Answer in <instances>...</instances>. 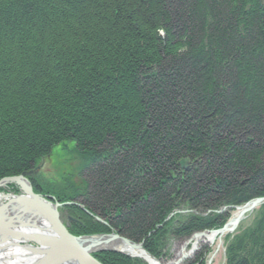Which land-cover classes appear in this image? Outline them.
I'll return each mask as SVG.
<instances>
[{"label": "trees", "instance_id": "1", "mask_svg": "<svg viewBox=\"0 0 264 264\" xmlns=\"http://www.w3.org/2000/svg\"><path fill=\"white\" fill-rule=\"evenodd\" d=\"M59 142L90 178L33 190L107 217L65 205L72 234L159 257L168 236L222 226L215 209L264 196V0H0V179ZM177 206L210 213L167 218ZM225 252L264 264V203Z\"/></svg>", "mask_w": 264, "mask_h": 264}, {"label": "water", "instance_id": "2", "mask_svg": "<svg viewBox=\"0 0 264 264\" xmlns=\"http://www.w3.org/2000/svg\"><path fill=\"white\" fill-rule=\"evenodd\" d=\"M178 164L181 169L186 171L191 168L188 164L187 158L180 159ZM37 169L38 167H36L35 169L23 171L19 175L3 177L0 179V187H3L1 186V182L5 181L6 183H14L22 191V193L18 195L6 194V200L3 203H0V240L1 236L5 238V235L9 231L22 233L23 237H25L26 241H28L27 243L33 244L36 247H42L43 238L54 239L57 243V246L52 249H43L42 251L44 252H41L40 256L32 264H103L93 256V251L110 250L126 254L114 248L91 249V247L87 244L88 242L90 243L91 240H96L93 237L94 235L78 236L71 234L68 230V227L69 221L73 220V218L66 214L64 217L63 213L59 211V208L65 203L52 201V196H44L35 193L32 189L31 183L26 178L28 174L34 173ZM23 179L27 180L29 182V185H25L24 182H22ZM263 202L264 196H260L247 201L243 205L236 206L238 212L233 218L229 219L219 228H215L213 230H205L215 231L216 233H218V235L232 231L247 213L251 212L254 208H256ZM28 215H34L45 219V221L50 226L51 233L49 232L47 236H44L43 234L38 232L40 237H34L32 234L26 233L27 231L25 228V223H20L19 220ZM21 225H23V227ZM203 232L204 230L195 232L189 239H191L195 235L202 234ZM103 234L104 233L98 235ZM113 235L117 236L116 234ZM121 238H123L127 243L134 246H139L144 251H146L143 247V241L137 243L126 237ZM184 245H187V243L185 242ZM146 252L153 259H155V256L150 254L148 251ZM189 252L183 250V253L173 262V264H180L190 255ZM126 255L134 257L129 254Z\"/></svg>", "mask_w": 264, "mask_h": 264}, {"label": "bare ground", "instance_id": "3", "mask_svg": "<svg viewBox=\"0 0 264 264\" xmlns=\"http://www.w3.org/2000/svg\"><path fill=\"white\" fill-rule=\"evenodd\" d=\"M67 143H70V141H67ZM57 146H59V147L63 146L65 149V145L63 144V142H59L57 144ZM66 149L72 151L73 148H71L69 146ZM53 151H54V147L51 149L49 154H47L43 157L49 158L50 155L53 154L52 153ZM22 182H24L25 185H29V182L27 180L23 179ZM6 184L7 183L5 181L1 182V186H3V187ZM258 197H260V196H258ZM5 198H6V194H3L0 191V203H3L5 201ZM226 207L230 208V206H226ZM187 210H189V212L196 214L198 216H206L207 213H210V212L202 211V209L198 206L195 208L190 206ZM236 211L238 212V209H236ZM214 213H224V211L223 210L217 211L215 209ZM105 218L107 219L106 216H105ZM167 218H169V217H167ZM201 218H203V217H201ZM228 218H229V216H228ZM104 219L100 218L98 221L107 223L106 222L107 220L106 219L104 220ZM19 222L25 223V228L27 231L26 233H30L34 237H40L38 232L43 234L44 236L45 235L47 236L49 234V232L51 233L49 224L45 221V219H43L41 217L34 216V215H30V216L28 215V216L21 218L19 220ZM78 222H80V221H78ZM70 224H69V226H70ZM21 226L23 227V225H21ZM206 229H209V228H206ZM210 230H213V228H211ZM29 231H31V232H29ZM198 231H201V230H196V232H198ZM162 232L163 231H161V233ZM21 234L22 233H15V232L9 231L5 235V238H3L1 236V240H0V264H32L40 256L41 252H44V251H42L43 249H49V248L52 249V248L57 246V243L55 242L54 239H44L43 238L42 239V242H43L42 247H36L33 244L27 243L28 241H26L25 237H23V234L22 235ZM99 234H102V233H99ZM105 234H109V235H105ZM113 234H116L118 237L114 236ZM225 234H227V232H225L221 235H218V233H216L215 231L204 230V232L202 234L195 235L191 239H187V241H186L187 245L182 246V251L179 252L175 258H173L172 260H167L166 262H163L161 259L156 260L155 257H154L155 259H153L150 255L147 254L146 251H144L139 246H134V245L127 243L123 238H121L124 236L120 235L116 231L105 232L103 235H98V233L91 234V235H94L93 237L96 240H91L90 243L88 242L87 245L90 246L91 249L114 248V249L122 251L126 254L132 255L134 257L144 259L147 264H173V262L183 253V250L188 251V252L190 250V252H189L190 255L188 256L189 258L187 257L185 260L193 261L195 259V257L198 254H200V253H197V254H195V253L197 251L196 249L201 244L207 243L208 245H212L217 241L218 238L219 239L224 238L225 236H223V235H225ZM172 237L187 238V237L178 236V235H173ZM167 239L163 240L164 241V244L162 247L163 254H161V256H160V257H162V259L163 258L165 259V257H166L164 249H165V246L167 244ZM217 251H218V246L215 249V251H213L211 253V255H210L211 259H213V257H215V254L217 253ZM98 252H102V251H93V254L98 253ZM115 252H117V251H115ZM206 255H207V253L204 252L203 258H205ZM189 261L185 262V264L188 263ZM181 263H183V261Z\"/></svg>", "mask_w": 264, "mask_h": 264}, {"label": "rangeland", "instance_id": "4", "mask_svg": "<svg viewBox=\"0 0 264 264\" xmlns=\"http://www.w3.org/2000/svg\"><path fill=\"white\" fill-rule=\"evenodd\" d=\"M53 154L50 155L49 158H41L38 163L35 165L40 167V169L37 170V172L32 175V178L28 177L29 181L31 184L35 182L36 184L42 185V187H49L52 184L58 186L60 183H63L62 181L64 180V177H68V179L75 180L76 182H81L86 180L87 176L90 178V174H87V171L85 173H79L82 167V160L79 157V155L76 152H72L68 149H64L63 146H56L54 148V151L52 152ZM188 164L190 167H192V163L188 161ZM1 192L4 194L9 193L10 191L16 195L21 194L22 192L18 188L17 185L12 184L11 186L8 185L7 187L1 188ZM50 194V193H48ZM53 195V194H51ZM54 196V195H53ZM55 197V196H54ZM6 200V199H5ZM3 202V201H2ZM76 202H78L76 200ZM81 204V203H80ZM84 206L83 204H81ZM258 206L254 208L251 212L247 213L237 224V226L230 232H227V234L223 235L225 236L224 238H218L217 241L212 244L208 245L207 243L201 244L195 251L197 253H207L206 257L204 259V264H225V248L227 246L228 240L232 239V235H236L243 229L244 227L251 225L253 223V220L255 219L256 216V210ZM188 208H184L181 206H177L172 213L169 214L168 217L171 215L176 216V219L179 221H182L189 212L187 210ZM219 210L229 211V218L231 219L236 215V209L229 208L226 206H222ZM217 210V211H219ZM180 212V213H179ZM205 212V211H204ZM206 212H209L206 211ZM69 215L74 219V217L67 211V209L63 210V215ZM172 216V217H173ZM76 220V219H75ZM167 244L165 246V254L166 257L165 259L161 257V260L163 262H166L167 260H172L173 258L176 257V255L182 251V246L185 244L187 239L190 238H176L172 236L167 237ZM218 246V251L215 254V257L211 259V253L215 251V249ZM187 248V247H186ZM187 250V249H186ZM194 251V252H195ZM194 254V255H195ZM189 258V257H188ZM210 259V260H209ZM189 260H183V263L187 262Z\"/></svg>", "mask_w": 264, "mask_h": 264}]
</instances>
